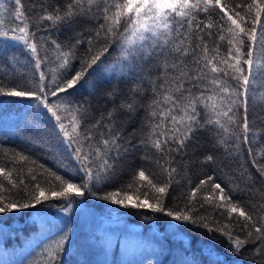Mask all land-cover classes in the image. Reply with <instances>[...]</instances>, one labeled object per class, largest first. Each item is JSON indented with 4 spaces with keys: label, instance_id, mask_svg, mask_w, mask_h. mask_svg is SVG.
<instances>
[{
    "label": "snow or ice",
    "instance_id": "obj_1",
    "mask_svg": "<svg viewBox=\"0 0 264 264\" xmlns=\"http://www.w3.org/2000/svg\"><path fill=\"white\" fill-rule=\"evenodd\" d=\"M0 58V68L17 70L0 76V97L30 101L26 128L38 132L41 117L49 126L39 137L25 128L18 135L55 162L49 167L0 137V217L39 209L25 238L39 240L20 264H132L111 233L94 230L73 249L70 221L87 211L89 198L150 222L168 218L166 234L153 239L151 251L141 243L135 264H201L189 255L184 226L218 234L233 256L251 244L253 264L264 258V129L249 115L250 105L264 100V0H0ZM25 63L34 71L26 73ZM98 80L115 86L105 93L112 106L96 116L88 97ZM121 81L131 85L126 93ZM85 88L88 97L80 94ZM141 112L140 127L126 136V123ZM241 144L258 176L246 164L225 171ZM200 147L206 150L198 162L208 167L193 186L190 150ZM136 157L140 163L130 165ZM125 173L126 181L108 190ZM256 192L261 199L252 198ZM47 208H55L57 224L42 222ZM169 238L181 248L170 249ZM201 254L226 264L215 249Z\"/></svg>",
    "mask_w": 264,
    "mask_h": 264
},
{
    "label": "trees",
    "instance_id": "obj_2",
    "mask_svg": "<svg viewBox=\"0 0 264 264\" xmlns=\"http://www.w3.org/2000/svg\"><path fill=\"white\" fill-rule=\"evenodd\" d=\"M33 2H39V0H24L26 6H30ZM62 2V0H61ZM231 3H236L238 0H230ZM29 8L26 7L25 11H28ZM35 30V29H34ZM46 34L43 31H38L37 36ZM65 37L63 34L60 35V39L63 40ZM226 47V44H225ZM13 51L20 53L19 49H13ZM23 55V53H20ZM30 60V58H29ZM0 63H6L4 58H0ZM20 67L25 70L26 73L34 71L31 67V63L21 64ZM11 71L13 74L17 73L16 69L11 68H0V76H7L8 72ZM115 86V81L109 84L104 82L103 80L97 81V87L95 90V95L88 97V89L81 90V96L88 97L94 108L96 109L95 115L99 116V112L101 109L107 110L112 106V101L109 100L105 93ZM131 87L130 84H126L123 81L119 83V88L121 93H126L128 89ZM259 96V93H257ZM119 99L116 100L118 104ZM30 101L27 98H9V97H0V137L6 136L7 146L10 148H15L28 154L40 162L44 163L49 167H54L55 162L48 158L44 153V149L36 144L26 143L24 142V138L18 135V129L25 128L27 132L32 133L34 136L39 137L48 132L49 126L44 122L43 118H39L40 120V130L35 132L30 127H25V121L22 119L25 112L28 113L29 116H32L31 109L27 108V105ZM250 118L255 121V126L257 129H264V100L256 99L254 109L250 105ZM143 116V112L139 113L134 120L126 123L125 135L131 133L134 129L140 127L141 117ZM200 145L206 144V136L202 135L199 142ZM254 147H256L254 145ZM259 149H264V139L260 141ZM203 147L198 148L194 153L190 150V155H192L194 163L189 168V175L192 178V184L195 186L199 183V179L203 178L204 172L202 168L207 169L208 166L200 165L198 162L199 157H202V153L205 151ZM220 152H223V149H220ZM223 159V157H222ZM5 160L0 157V166L5 165ZM131 164H139V158L136 157L134 162H129ZM226 165L225 171H232L239 167L241 164H246L247 168L253 173V175H257L256 170L252 167L251 159L248 157V148L246 145L241 144L240 152L235 159L228 158L224 161ZM56 171H60V169H55ZM208 174H211L210 172ZM127 179V173H125L123 179L118 181L113 185L107 186L108 190L113 188H117L121 183H124ZM0 181H3V178H0ZM262 186L257 183L255 188L260 189ZM253 199H261L260 193L256 192ZM247 199V197H245ZM50 204H59L61 203L58 200H50ZM168 203L171 204V197H169ZM87 211L83 212L79 216L72 217L70 224L72 227V236H73V249L76 246L85 245L87 243V237L94 231H97V234L111 233L114 236H118L121 238L122 244L127 246L131 241L128 237V232L124 231L121 226L115 224L118 221V217L123 219L127 225H135L139 227L142 232H146L148 230H153L155 232L152 241L154 238H158L161 233L166 234L167 229V220L168 218L160 217L159 219H155L153 221H147L143 218V216L136 212L133 209H120L118 206H113L104 201L92 200L89 198L86 201ZM39 211L28 209L22 212H13L10 214L3 215L0 217V223L5 225L3 228L2 234H0V248L3 250V253L0 256V264H20L21 257L24 255H31L32 250L37 245L36 243L30 244L31 238H36L35 234H33L30 238L29 233H34L37 225L33 224V221H28L29 215H32ZM45 212L55 211V208H47L43 210ZM119 214V215H118ZM147 215L152 216V213H147ZM159 216V214H156ZM106 222V223H104ZM53 224H57V221ZM103 224H108L107 228H102ZM63 225H60L62 227ZM181 231L185 234L187 240L191 241L192 244V253L189 255H195V258L201 262V264H209V259L207 255L201 254V249L211 248L215 249L226 261V264H253V261L249 258L251 256V251L253 249V245H248L247 249H245L239 256H233V254L229 251L227 244L223 242V238L219 237L218 234H212L214 238H210L209 234L201 229H193L189 226L182 227ZM126 233V234H125ZM53 233H49L52 235ZM127 237L126 245L124 243V238ZM7 242V247L4 246V242ZM150 243L148 251H151L156 246L154 243ZM29 242V243H28ZM168 247L170 249L181 248L180 243H174L171 238L167 241ZM122 246V247H124ZM121 247V248H122ZM141 248L135 249L130 253H126L122 258L128 261H131L132 264L140 258ZM83 251L88 253V259L94 261L97 259L95 253L87 248H84ZM102 259V257H100ZM78 260H83L84 257H76ZM109 260H112V256L109 255ZM167 257L165 261L167 262ZM258 264H264V258H257ZM65 264H69V261L66 259Z\"/></svg>",
    "mask_w": 264,
    "mask_h": 264
},
{
    "label": "rangeland",
    "instance_id": "obj_3",
    "mask_svg": "<svg viewBox=\"0 0 264 264\" xmlns=\"http://www.w3.org/2000/svg\"><path fill=\"white\" fill-rule=\"evenodd\" d=\"M45 213L46 214L43 217H41V220L43 223H49V222L54 223V222H56V219H55V217L57 215L56 211H52L50 213L45 212ZM31 216H32V220H30V221L37 220L36 213L32 214ZM27 220L29 221V218ZM104 223H106V222H104ZM115 224H117L118 226H121L124 231L128 232L127 234H128V237L130 238L129 241H131V242L126 246V253H130L135 249L141 248L140 247L141 243H145V244L150 245L152 238L155 234V232L153 230L152 231L148 230L146 232H142V230L135 225H132V224L127 225L125 223V221L123 219H120L119 217H118V221H116ZM107 225L108 224H103L102 228H104V229L107 228ZM35 237L36 238H34V237L31 238V240L29 241L30 244L36 243V239H39L38 236H35ZM122 246H124V244H122ZM124 247L121 248V252L124 251ZM2 253H3V250H1V248H0V256Z\"/></svg>",
    "mask_w": 264,
    "mask_h": 264
}]
</instances>
